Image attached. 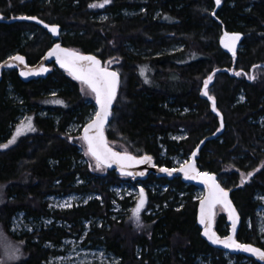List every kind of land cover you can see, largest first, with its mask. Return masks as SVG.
I'll return each instance as SVG.
<instances>
[{
    "label": "trees",
    "instance_id": "obj_1",
    "mask_svg": "<svg viewBox=\"0 0 264 264\" xmlns=\"http://www.w3.org/2000/svg\"><path fill=\"white\" fill-rule=\"evenodd\" d=\"M95 1L0 0V60L17 50L33 62L52 43L42 26L14 19L18 15H34L60 25L63 45L92 52L103 62L119 58L118 68L113 67L120 81L105 127L108 139L122 141L128 151L150 154L155 163L168 166L170 160L159 155V142L167 154L179 150L189 154L204 139L195 155L196 164L215 172L230 190L241 218L237 238L264 249V242L255 237L254 227L243 233L245 219L254 217L257 202L253 192L264 188V126L256 121L264 114V0H223L219 6L214 0H110L107 8L114 15L105 19L92 16L89 4ZM123 8L136 12L123 15ZM29 30L35 32L27 38ZM227 32L242 35L239 49L229 52L221 44L219 37ZM174 44L181 47L168 51ZM129 45L147 55L130 51ZM141 63L149 69L146 67L147 79L139 70ZM79 84L60 68L29 81L8 71L0 80V137L19 110V104L7 95L8 85L21 97L23 106L53 107L58 115L57 121L32 116L34 130L0 151V184H4L5 195L0 204V222L7 233L9 217L18 209L34 218L48 214L44 195L51 192L95 189L102 195V202L93 199L53 214L74 224L89 215L107 217L108 185L119 177L113 169L107 168L106 174L100 175L85 164H74L73 159L82 154L80 144L77 139L69 140L64 131L72 118L83 124L94 106L86 102L88 98ZM52 86L58 87L54 95L47 93ZM240 92L243 101H238ZM211 100L223 126L218 135L208 138L220 129V116L212 111ZM184 108L187 111L182 112ZM180 127L186 131L185 137L170 139L168 133ZM241 172L247 175L243 183L239 181ZM76 176L88 179L74 183ZM150 179L168 185L160 195L150 197L160 205L150 228L138 234L118 219H109L108 227L95 228V237L101 236L100 240L121 256L120 264H196L195 256L199 254H207L210 264H229L223 250L201 237L196 223L197 200L184 196L183 202L177 203V191L185 184L180 177L169 179L150 173L144 180ZM225 221L223 212L216 215L215 229L219 233L226 231ZM66 233L59 227L35 229L22 243L24 256L14 264H42L53 250L44 247L43 240L55 243ZM136 245L142 246L139 254ZM162 245L166 250L156 261L152 251ZM246 258L252 264H261Z\"/></svg>",
    "mask_w": 264,
    "mask_h": 264
},
{
    "label": "rangeland",
    "instance_id": "obj_2",
    "mask_svg": "<svg viewBox=\"0 0 264 264\" xmlns=\"http://www.w3.org/2000/svg\"><path fill=\"white\" fill-rule=\"evenodd\" d=\"M47 2L49 0H43ZM61 1V0H57ZM221 0L220 3H222ZM110 3V2H109ZM104 4V0H97L95 2H91L90 5H100L104 4L103 7H90L92 10V16L98 19H105L114 13L110 12L107 8V5ZM136 10H128L121 9L120 13L123 15H131L135 13ZM119 12H117L118 14ZM158 11L155 12L156 15ZM36 31V29H34ZM27 31L25 34L26 37H31L32 33L35 31ZM63 33V32H61ZM228 37L233 35H238L239 39L235 41V50L239 49L242 44L240 39L242 35L238 32H227L225 33ZM225 34H221L220 41L224 46L225 43L229 42ZM50 40L49 42H51ZM180 44H174L168 51H172L174 49L180 48ZM225 47V46H224ZM130 51L138 52L141 56H146L147 54L137 51L132 45L128 46ZM226 48V47H225ZM8 54H11L8 53ZM120 59H107L104 62V66L106 67H115L118 68L117 65L120 63ZM145 64H139V70L141 71V75L144 79H147V70ZM56 68L51 67L50 71H55ZM148 69V67H147ZM149 72V69H148ZM254 77H257V69H253ZM79 89L83 94H86L87 100L86 102L89 104H93V108H90V112L86 117L88 120L95 111L94 104V94L93 92L83 83L79 84ZM8 97L19 104V110L15 116V120L10 124L8 130L0 137V146L8 145L11 146L17 142L19 137L28 134L32 130L29 129L28 125L30 122L31 129H34V123L32 121V116L39 115L42 117H52L55 121L58 120V115L53 111V107L47 106H30L25 107L22 105L21 97L16 94L10 85L6 88ZM58 92L57 86H52L48 90V94L54 95ZM45 93V94H47ZM244 96L243 93L240 92L238 94V101H243ZM182 112L187 111L185 108L181 110ZM85 120V121H86ZM84 121V122H85ZM256 121L264 126V114H261L257 117ZM82 123L72 118L64 127V131L69 140H75L80 144V148L78 149L82 154L73 159V163L77 165H87L89 170L94 174L104 175L107 172L106 167L100 164L97 167V161L94 159L86 149V145L83 139L80 136V129ZM17 129H21V134L16 136ZM186 131L180 127L176 132H169L168 137L170 139H174L178 141L179 139L185 137ZM15 138V142L9 144V141ZM112 146L116 149L127 150V146L124 142L119 140H110ZM159 147H161L159 155L162 158L170 160L171 166H176L184 163L188 159V155L182 151H177L172 154H167L166 149L164 148L161 142L158 143ZM7 148V147H6ZM5 147H0V151L4 150ZM52 161V160H51ZM164 164V163H163ZM117 174V173H116ZM118 175V174H117ZM239 181H241V177L246 178V173H240ZM119 179L117 182H112L108 185V189L110 191V200L109 206L107 208V217H101L96 215H89L86 217H80L76 224L73 221L65 220L57 217L53 214L55 211H64L69 210L74 207H78L86 204L88 201L93 199H97L102 202V195L95 189H84L83 191L71 190L68 192H54L47 193L44 195V200H46V209L49 211L48 214H40L36 218L32 216H26V213L22 209H18L9 217L7 226V233L4 230L3 225L0 222V264H14L24 256L22 243L25 241L30 233H32L35 229L39 228H53L59 227L66 229L67 233L64 235H60L57 242L53 243L50 240H43L42 245L44 247L53 249L50 252L46 259L43 260L42 264H120L121 256L115 253L112 249L108 248L101 239L96 238L95 228L100 227H108L109 219H118L123 220L124 223L130 225V227L136 231L138 234H142L146 231L147 228H150V224L154 222V217L157 215L160 210V205L156 201H150L151 196H158L163 191H165L168 186L165 182H160L154 179L150 180H134L125 175H118ZM87 178L76 176L74 183H84ZM143 186L148 195L149 201L147 204L146 210L139 214V219L133 215L132 207L138 197V186ZM185 183L180 190L177 191V203H182L185 197H190L192 200L199 198L202 195V190L199 187L193 186L192 188H188ZM4 184H0V204L5 201L4 195ZM170 199V198H168ZM253 199L257 202L254 208V217H247L245 219V227L243 233L247 230L252 229L254 227L255 237L259 239V241L264 242V188H257L253 192ZM69 206L61 207V205ZM165 205V202H163ZM181 206V205H180ZM222 212L220 207L216 208V215H219ZM154 219V220H153ZM223 227L226 229L225 232L228 231V223L225 221ZM95 238V239H94ZM32 240H37L36 236H31ZM142 246L136 245L135 252L137 254L140 253ZM166 250L165 246H160L159 248L153 249L152 256L157 261L159 259V255L164 253ZM224 257L227 260V263H242V264H252L246 257L235 258L234 256H230L227 252L223 253ZM159 261V260H158ZM196 264H210V258L207 254H199L195 256ZM145 264V263H142Z\"/></svg>",
    "mask_w": 264,
    "mask_h": 264
},
{
    "label": "water",
    "instance_id": "obj_3",
    "mask_svg": "<svg viewBox=\"0 0 264 264\" xmlns=\"http://www.w3.org/2000/svg\"><path fill=\"white\" fill-rule=\"evenodd\" d=\"M215 4L216 0H215ZM21 17H28V19L24 20H31L36 23H38L40 26H42L51 36L53 42L52 44L41 54V56L37 59V61L33 64H29L26 62V58L20 54V53H14L11 55H7L6 57L2 58L0 60V80L2 77V72L4 70L8 69H16L19 77L23 81L32 80V79H38L45 77L50 72V65L53 64L55 67L60 68L61 70L67 72L75 81L82 82L80 79H75L71 72H74L78 75L87 74L89 70V61H83V60H75L74 57L68 56L66 57L63 51L57 50L55 54H51L54 49L57 48V45H59V49L61 50H67V52L76 53L79 56H91L95 57L97 61H99V67L106 69L108 72H115L117 74V84L115 88V96L112 98L111 103L107 105V112L108 115L106 119H104L102 126L100 127H93L91 129L88 128V126L96 120V113L101 111V105L97 102V94L91 90L86 84V86L93 92L94 94V104H95V111L94 114L84 122V124L81 127L80 133L81 138L83 139L87 152L96 159L95 156H93L89 152V143L88 140L85 139V136L92 140L93 145H99V155L101 156L102 163H100L102 166L113 169L115 173L118 175H126L130 176L139 180L145 179L150 173L155 174L158 177H166V178H172L175 176H179L181 181L187 184H192L196 187H199L202 189V195L197 199V207H196V223L200 229V235L201 237L211 246L219 248L223 250L224 252L230 253V254H241L246 257H250L253 260L264 264V259H261L257 254L250 252V251H244L242 248H237L235 246L233 247H225L222 243H212V241L209 239L207 235H205V231L207 230L209 235L214 234L215 238H218L219 240H226L228 237H232V239L235 241V244L242 245V246H250L253 249H259L261 252H264V249L256 245L252 242L239 240L237 238V232L240 225V215L237 211V208L235 204L233 203L231 197H230V190L225 188L221 182L217 178V174L212 171L208 170H202L198 167L195 161V155L200 149L201 145L203 144L204 139H202L196 147L192 150L190 154V158L185 161L184 163L176 166H167V165H158L154 162L153 157L150 154L143 153V154H135L128 150H119L113 147L106 134L105 127L109 123L110 116L112 113V108L114 105V101L117 95V90L119 86L120 76L119 73L111 67H106L103 64V61L100 57H98L96 54L92 52H85L79 49H76L74 47H69L67 45L61 44L59 37L61 33L60 25L54 24V23H47L43 21L42 19L34 16V15H18L14 17V19L20 20ZM34 18V19H33ZM52 27L56 28V33L54 34L50 29ZM228 51L229 48H227ZM231 52V51H230ZM20 56L23 57L24 62L20 63L19 61H16L12 59V57ZM57 57L60 58L58 61ZM63 61L65 63V66H61V62ZM74 61V62H73ZM24 73V75H22ZM84 84V83H83ZM205 92V90H203ZM104 97L102 96L101 99ZM211 109L213 111V107H215L214 101L211 100ZM216 109V108H215ZM214 113L218 114L220 116V129L215 131L212 135H210L208 138L214 137L218 135L222 130V117L218 110L213 111ZM87 129V132H86ZM111 153H117L120 157L130 156L132 159H115L111 157ZM195 153V155H193ZM145 157H150V160H145ZM97 161V159H96ZM189 165H192V167L195 169L193 171L191 168H189ZM161 169H167L168 171H161ZM183 169V170H182ZM187 171L188 175H185V172ZM141 173H143L141 175ZM171 173V174H169ZM207 174V176H210L213 178V180H208L204 174ZM218 185L219 188L217 189L215 186ZM219 189H222L224 192L227 193L226 200L223 197V195L219 192ZM143 190L144 197H145V203L142 209H140V212H143L147 208V203L149 200L148 193L146 189L143 186H138V197L132 207V212L134 213V210H136L139 199H140V192ZM201 201H205V209L207 212V215L205 217V222L202 224L200 222L201 220ZM216 207H220L226 217V222L228 223V231L226 233H219L215 229V215H216ZM234 210V211H233ZM235 220V230H233V221Z\"/></svg>",
    "mask_w": 264,
    "mask_h": 264
},
{
    "label": "snow or ice",
    "instance_id": "obj_4",
    "mask_svg": "<svg viewBox=\"0 0 264 264\" xmlns=\"http://www.w3.org/2000/svg\"><path fill=\"white\" fill-rule=\"evenodd\" d=\"M110 0H104V4L109 3ZM221 2V0H216L217 5H219ZM104 4H100V5H90V7H103ZM21 19H28V17H21ZM34 19V18H33ZM50 31H52L54 34L56 33V28L52 27L50 29ZM227 37V40L229 42L225 43V47L229 48L230 51H234L235 48V41L239 39L238 35H233L228 37L227 34H225ZM57 50L63 51L65 56H71L74 57L75 60H83V61H89V70L87 72V74H82V75H78L74 72H71L70 70V74H72L74 76L75 79H80L82 80V82L84 84H86L89 88H91V90L93 92H95L97 94V102L101 105V111L96 113V120H94L89 126L88 128L91 129L93 127H100L102 126V123L104 121V119H106L108 112H107V105H109L111 103L112 98H114L115 96V88H116V84H117V74L115 72H108L106 71V69L104 68H100L99 67V61H97L95 59V57H91V56H79L76 53H71V52H67V50H61L59 49V45H57V48L53 50L51 54H55ZM12 59L19 61L20 63H23V57L20 56H16V57H12ZM58 61L60 60L59 57H57ZM61 62V66H65V63L63 61ZM74 62V61H73ZM22 75H24V73H22ZM237 75H239V73H237ZM212 77L210 76L208 78L207 81H205V89H207L208 83L211 81ZM205 95H207V91L204 92ZM104 97L103 99H101V97ZM209 99H212V97H209ZM215 107H213V111H215ZM30 130H34L31 129L30 127V122L28 125ZM87 132V129H86ZM21 134V129H17L16 132V136H19ZM15 136L13 137L12 140L9 141V144H12L15 142ZM85 139L88 140L89 143V152L96 157L97 159V167L100 166V163H102L101 160V156L98 154L99 150H100V146L93 145V142L91 139H89L87 137V135L85 136ZM0 147H8V145H2ZM112 158L115 159H132V157L130 156H125V157H120L118 156L117 153H111L110 154ZM193 155H195V153H193ZM145 160H150V157H145ZM189 168H191L193 171H195V169L192 167V165H189ZM183 170V169H182ZM161 171H168L167 169H161ZM143 173H141L142 175ZM171 174V173H169ZM185 175L187 176L188 173L187 171L185 172ZM248 175H251V173H249ZM204 176L207 177L208 180H213L212 177L207 176V174L205 173ZM246 178L242 177V183L244 182ZM217 189L219 188L218 185L215 186ZM219 192L223 195V197L226 200L227 197V193L224 192L222 189H219ZM145 203V197H144V192L143 190H141L140 192V199L137 205L136 210H134L133 215L137 218V220L139 219V212L140 209L143 208ZM64 206H71L70 203L67 205H61V207ZM234 211V210H233ZM207 215L206 209H205V201H201V220L200 222L203 224L205 222V217ZM233 230H235V220L233 221ZM205 235H207L209 237V239L212 241V243H222L224 244L225 247H237V248H242L244 251H250L253 252L255 254H257L261 259H264V252H261L259 249H253L250 246H242V245H238L235 244V241L232 239V237H228L226 240H219L218 238H215L214 234L209 235L208 231L206 230Z\"/></svg>",
    "mask_w": 264,
    "mask_h": 264
},
{
    "label": "flooded vegetation",
    "instance_id": "obj_5",
    "mask_svg": "<svg viewBox=\"0 0 264 264\" xmlns=\"http://www.w3.org/2000/svg\"><path fill=\"white\" fill-rule=\"evenodd\" d=\"M37 17V16H36ZM13 19V18H12ZM34 22V21H33ZM51 37V36H50ZM51 40H52V38H51ZM60 40V39H59ZM51 42H53V40L51 41ZM61 42V41H60ZM14 53H18V51L17 50H14L13 52H11V54H14ZM11 54H7V55H11ZM6 55V56H7ZM23 55V54H22ZM5 56V57H6ZM24 56V55H23ZM25 57V56H24ZM26 58V57H25ZM37 60H35V61H33V62H31V61H28V59L26 58V62L27 63H29V64H33V63H35ZM50 67H55L53 64H51V66ZM8 71H15V73H16V75L19 77V75H18V73H17V70L16 69H8V70H4L3 72H2V76L5 74V73H7ZM2 78V77H1ZM20 78V77H19ZM21 79V78H20ZM22 80V79H21ZM23 81V80H22ZM27 81H29V80H27ZM180 140V139H179ZM190 154L191 153H189V154H187L188 155V158H190ZM149 196V195H148ZM148 204V203H147Z\"/></svg>",
    "mask_w": 264,
    "mask_h": 264
},
{
    "label": "bare ground",
    "instance_id": "obj_6",
    "mask_svg": "<svg viewBox=\"0 0 264 264\" xmlns=\"http://www.w3.org/2000/svg\"><path fill=\"white\" fill-rule=\"evenodd\" d=\"M51 44H52V43H51ZM51 44H50V45H51ZM18 53H20V52H18ZM20 54H21V53H20ZM197 199H198V198H197ZM196 207H197V205H196ZM245 257H246V256H245Z\"/></svg>",
    "mask_w": 264,
    "mask_h": 264
}]
</instances>
